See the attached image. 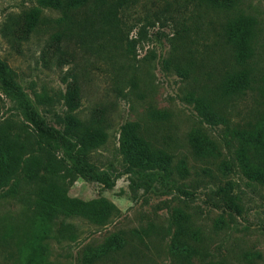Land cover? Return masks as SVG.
Listing matches in <instances>:
<instances>
[{
  "label": "rangeland",
  "instance_id": "rangeland-1",
  "mask_svg": "<svg viewBox=\"0 0 264 264\" xmlns=\"http://www.w3.org/2000/svg\"><path fill=\"white\" fill-rule=\"evenodd\" d=\"M124 1L115 35L107 41L97 39L99 27L88 22L84 42L78 43L85 47H73L77 60L69 50L60 62L48 47L50 32L29 39L16 34L14 20L35 7V0H0V59L16 71L17 81L29 97L34 100L35 93H64L75 74L83 90L81 115L88 119L94 110L102 109L110 118L109 139L90 159L112 188L73 178L59 148L53 154L60 161V171L49 176L64 185L69 196L84 201L105 198L117 206L119 214L105 230L85 220L59 217L53 236L42 241L46 261L78 264L85 245H97L106 232L125 231L132 238L138 232L142 241L134 236L117 264H172V216L183 211L193 217L203 245L212 254L233 264H264V184L248 178L239 166L238 141L226 135L222 126L204 125L194 106L184 100L192 90L207 94L227 111L236 127L255 121L264 110L258 92L229 99L219 92L233 66L232 49L221 33L226 14L201 0ZM237 8L256 17L261 27L255 59L260 87L264 83V0H239ZM180 69L188 73L187 78L179 74ZM65 109L62 102L51 113L39 107L48 125L57 128L55 113ZM157 111L165 117L155 118ZM7 119L21 122L0 85V122ZM127 121H137L143 136L154 147L172 154L175 165L186 163L187 178L175 174L169 182L153 177L143 181L127 173L119 142L121 126ZM197 127L210 132L221 147L220 157H194L189 135ZM206 168L211 169L210 175L204 173ZM34 200L32 185L0 200V264L29 262L36 232ZM220 219L226 223L221 229L217 226ZM65 222L76 225L75 239L55 238Z\"/></svg>",
  "mask_w": 264,
  "mask_h": 264
},
{
  "label": "trees",
  "instance_id": "trees-1",
  "mask_svg": "<svg viewBox=\"0 0 264 264\" xmlns=\"http://www.w3.org/2000/svg\"><path fill=\"white\" fill-rule=\"evenodd\" d=\"M206 6L226 14L221 24L222 37L232 49V71L224 78L219 88L226 99L246 96L258 92L264 103V83L258 84V71L255 64L257 44L261 27L256 17L239 11V0H201ZM36 6L17 16L16 34L20 39H29L42 31L50 32L48 47L60 62L73 47L83 44L86 24L94 22L99 27L97 39L107 41L117 33L119 13L124 0H35ZM51 11L57 18L47 15ZM90 15V17H89ZM84 21V23H82ZM78 47V48H79ZM175 51V48H174ZM0 59V85L3 95L12 101L19 112L21 122L7 119L0 122V200L9 195H17L26 185H32L35 193L33 201V223L36 232L34 245L27 264H50L45 259L42 241L52 237L55 221L59 217L85 220L105 230L117 217V206L105 198L84 201L69 196L68 189L49 175L60 171V161L54 151L61 149L63 161L68 162L67 172L73 178L98 181L107 188L113 184L95 171L90 154L102 148L109 139L110 118L107 111L96 109L91 117L81 113L83 90L78 77L72 75L64 93L50 95L47 92L35 93L34 100L22 89L17 81L16 71ZM169 68L171 60L165 62ZM188 77L186 71L179 74ZM184 100L194 106L201 122L211 128L222 126L226 135L238 141L236 150L239 166L244 174L264 184V110L260 116L245 126H233L227 111L218 101L205 93L188 92ZM62 102L64 113H55L56 126L48 125L39 107L51 113ZM155 118H163L162 112H155ZM205 127L193 129L189 135V145L194 157L207 160L221 156V147ZM120 152L126 164V172L136 174L143 181L148 177L162 181L171 180L178 174L187 178L189 169L186 163L175 165L174 156L146 139L137 121H127L120 129ZM222 168V165H221ZM210 175L211 169H204ZM229 183L226 184V188ZM224 219L218 221L221 229ZM172 233L169 254L172 264H233L226 258L217 257L203 245L199 227L191 215L175 211L172 216ZM100 233L102 230L99 231ZM57 239L76 238V225L63 223ZM138 241L142 236L134 232ZM133 238L125 231L106 232L97 245L89 243L80 251L78 264H117L124 256Z\"/></svg>",
  "mask_w": 264,
  "mask_h": 264
}]
</instances>
